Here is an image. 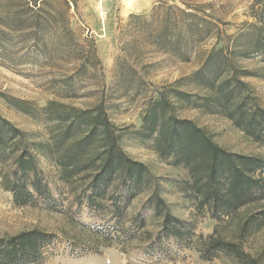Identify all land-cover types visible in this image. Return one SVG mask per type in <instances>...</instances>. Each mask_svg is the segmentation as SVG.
I'll list each match as a JSON object with an SVG mask.
<instances>
[{
  "label": "trees",
  "instance_id": "trees-1",
  "mask_svg": "<svg viewBox=\"0 0 264 264\" xmlns=\"http://www.w3.org/2000/svg\"><path fill=\"white\" fill-rule=\"evenodd\" d=\"M182 2L187 7L159 1L118 25L120 54L111 84L144 97L138 127L116 125L104 93L92 105L78 107L57 98L39 105L0 91V99L41 129H23L0 110V186L18 206L43 204L54 210L65 202L77 211L88 208L91 221L77 220L73 210L68 213L73 229H61L75 250L99 252L117 246L124 252L151 254L162 249L165 239H173L183 246L195 242L204 260L224 254L238 264H261L242 241L264 225V207L247 216L235 236L228 238L218 229L197 236L195 222L172 212L150 167L130 156L122 144L127 135L153 140L160 158L188 169L184 196L215 220L264 202V157L228 150L205 127L179 113L197 108L220 114L264 146V107L246 80L264 78V0L252 1L253 20L233 35L223 34L224 22L204 4ZM77 9L78 0H0V61L17 65L21 58L43 56L55 67L63 59L71 67L70 76L91 71L106 83L95 39H80L72 27V10ZM214 34L216 44L193 72L162 85L144 76L149 64L140 59L148 47L188 61L198 44ZM255 54L262 57L259 70L240 65ZM146 191V198L134 207ZM55 237L38 227L0 235V264H40L44 248Z\"/></svg>",
  "mask_w": 264,
  "mask_h": 264
},
{
  "label": "rangeland",
  "instance_id": "rangeland-1",
  "mask_svg": "<svg viewBox=\"0 0 264 264\" xmlns=\"http://www.w3.org/2000/svg\"><path fill=\"white\" fill-rule=\"evenodd\" d=\"M127 0H78L77 11L72 10V27L80 37H93L96 41L100 58L103 62V72L106 83L101 75L88 72L83 76H70L71 67L67 61H60L52 67L44 61L43 56H28L21 58L17 65H5L0 61V91L19 98L32 100L44 105L48 100L61 99L78 107L92 105L102 93L105 94L111 119L118 126L141 123V112L145 99L125 92L121 86L111 84L114 66L120 54L118 41V25L125 22L132 13H142L151 10L159 1L178 4L187 7L182 0H131L136 3L133 9H127ZM192 4H204L206 8L224 23L220 25L223 34L233 35L242 25L253 20L250 16V5L253 0H185ZM223 35L221 38L223 39ZM224 40H220L219 45ZM217 42L216 35H211L198 44L191 59L183 61L167 52L157 51L148 47L140 62L148 63L144 76L155 85L171 83L193 72L201 64L205 53ZM240 65L252 70H259L263 63L260 55H252L240 60ZM70 76V77H69ZM53 78L57 82H53ZM59 80V81H58ZM246 80L253 87L255 95L264 107V78L249 76ZM187 89V88H186ZM0 110L4 116L23 129L39 131L37 121L20 113L3 99H0ZM181 116L195 120L205 127L216 142L230 151L262 155L264 146L254 141L242 130L220 114H211L197 108L179 110ZM122 144L126 152L135 159L145 162L155 177L159 192L169 203L174 214L196 224L195 234L209 235L216 229L228 238L237 235L240 223L253 212L264 207V202L242 208L239 212L224 217L222 221L210 217L208 212L200 211L196 203L184 196L183 185L189 180L188 169L175 166L169 160L159 157L153 149V140H140L124 136ZM47 170L54 169L43 163ZM63 186L60 189L63 190ZM149 191L139 195L134 201L138 207ZM50 210L43 204L38 206H18L13 195L0 186V235H11L34 227L53 231L56 234L51 244L44 248L40 264H238L233 258L224 254L204 260L196 248L179 245L173 239H165L162 249L146 254L136 250L124 252L117 246L105 247L99 252L75 250L61 232V229H73L69 224L68 213H74L77 220L89 222L92 216L85 206L70 209L67 203ZM76 208V207H75ZM196 236H194V240ZM244 249L259 258L264 264V225L252 230L243 239Z\"/></svg>",
  "mask_w": 264,
  "mask_h": 264
},
{
  "label": "bare ground",
  "instance_id": "bare-ground-1",
  "mask_svg": "<svg viewBox=\"0 0 264 264\" xmlns=\"http://www.w3.org/2000/svg\"><path fill=\"white\" fill-rule=\"evenodd\" d=\"M127 9H133L136 7V3L131 2V0H127Z\"/></svg>",
  "mask_w": 264,
  "mask_h": 264
}]
</instances>
